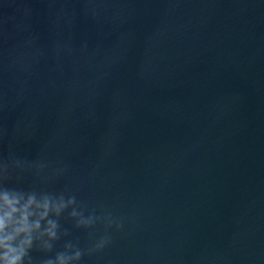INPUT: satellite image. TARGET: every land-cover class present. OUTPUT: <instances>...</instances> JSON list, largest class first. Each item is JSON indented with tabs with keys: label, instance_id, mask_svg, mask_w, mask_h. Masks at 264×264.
<instances>
[{
	"label": "water",
	"instance_id": "95a60500",
	"mask_svg": "<svg viewBox=\"0 0 264 264\" xmlns=\"http://www.w3.org/2000/svg\"><path fill=\"white\" fill-rule=\"evenodd\" d=\"M0 264H264V0H0Z\"/></svg>",
	"mask_w": 264,
	"mask_h": 264
}]
</instances>
